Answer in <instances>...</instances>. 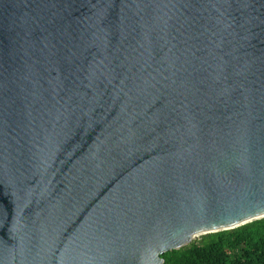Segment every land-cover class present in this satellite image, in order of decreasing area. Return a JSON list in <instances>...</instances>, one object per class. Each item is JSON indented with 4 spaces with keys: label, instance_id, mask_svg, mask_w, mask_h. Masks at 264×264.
Wrapping results in <instances>:
<instances>
[{
    "label": "water",
    "instance_id": "water-1",
    "mask_svg": "<svg viewBox=\"0 0 264 264\" xmlns=\"http://www.w3.org/2000/svg\"><path fill=\"white\" fill-rule=\"evenodd\" d=\"M263 217L264 0H0V264H165Z\"/></svg>",
    "mask_w": 264,
    "mask_h": 264
},
{
    "label": "trees",
    "instance_id": "trees-1",
    "mask_svg": "<svg viewBox=\"0 0 264 264\" xmlns=\"http://www.w3.org/2000/svg\"><path fill=\"white\" fill-rule=\"evenodd\" d=\"M165 264H264V217L163 254Z\"/></svg>",
    "mask_w": 264,
    "mask_h": 264
},
{
    "label": "rangeland",
    "instance_id": "rangeland-1",
    "mask_svg": "<svg viewBox=\"0 0 264 264\" xmlns=\"http://www.w3.org/2000/svg\"><path fill=\"white\" fill-rule=\"evenodd\" d=\"M202 236V235H201ZM201 236L199 238H197L196 240H201Z\"/></svg>",
    "mask_w": 264,
    "mask_h": 264
},
{
    "label": "bare ground",
    "instance_id": "bare-ground-1",
    "mask_svg": "<svg viewBox=\"0 0 264 264\" xmlns=\"http://www.w3.org/2000/svg\"><path fill=\"white\" fill-rule=\"evenodd\" d=\"M200 236V235H199Z\"/></svg>",
    "mask_w": 264,
    "mask_h": 264
}]
</instances>
